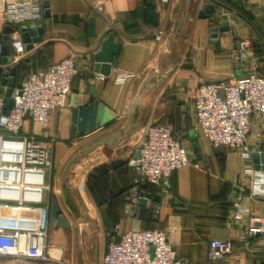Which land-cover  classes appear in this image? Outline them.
Wrapping results in <instances>:
<instances>
[{"label":"crops","instance_id":"0c3cea01","mask_svg":"<svg viewBox=\"0 0 264 264\" xmlns=\"http://www.w3.org/2000/svg\"><path fill=\"white\" fill-rule=\"evenodd\" d=\"M20 1H38L40 18L7 24L0 12V35L7 26L14 30L7 42L0 39L10 58L0 64L6 108L12 102L4 80L11 68L18 84L27 73L71 57L77 75L65 104L49 114L46 125L27 119L22 129L55 138L44 194L47 259L0 257V264H101L105 228L115 226L120 232L165 231L189 264H264V236L249 244L246 238L251 218L264 224V171L253 157L264 154V122L251 118L245 148L215 149L195 130L193 110V94L201 84L229 83L248 74L264 77V0H47L48 15L43 0H0V6ZM31 26L44 29L42 41L30 50L25 44L14 63L12 40H21L22 29ZM221 27L227 30L213 37L212 30ZM109 35L119 51L105 76L94 56ZM241 40L249 42L250 51L247 61L237 64L233 57ZM162 72L168 74L146 95L154 75ZM137 94L143 106L140 127L72 162L88 144L117 136ZM150 125L169 127L199 168L176 171L167 187L135 185L137 150ZM134 193L149 196L145 207L138 206ZM210 240L231 242V254L209 262Z\"/></svg>","mask_w":264,"mask_h":264},{"label":"built area","instance_id":"2783aa9c","mask_svg":"<svg viewBox=\"0 0 264 264\" xmlns=\"http://www.w3.org/2000/svg\"><path fill=\"white\" fill-rule=\"evenodd\" d=\"M40 10L38 1L0 6L7 24L36 21ZM11 46L16 63L25 53V44L17 38ZM249 51V42L241 40L233 61H247ZM76 75L73 59L67 57L44 71L27 73L18 83L19 88L13 89L8 108L5 98L0 97V257L47 259L48 206L44 194L49 190L47 177L52 171L55 138L23 133L22 129L27 119L46 125L49 114L65 104ZM193 110L195 130L213 148H245L251 118L258 116L264 122V77L248 74L229 83L201 84L193 94ZM137 154L135 185L167 187L176 171L190 165L199 168L179 137L165 125L146 128ZM263 236V222L251 218L246 229L247 244ZM208 248L209 262L223 261L232 252L229 241L210 240ZM101 264L189 263L177 254L165 231L120 232L115 226Z\"/></svg>","mask_w":264,"mask_h":264},{"label":"water","instance_id":"95a60500","mask_svg":"<svg viewBox=\"0 0 264 264\" xmlns=\"http://www.w3.org/2000/svg\"><path fill=\"white\" fill-rule=\"evenodd\" d=\"M44 8L46 9L45 14L48 15V2L47 0H43ZM227 30V27H221L220 29H213V37H215L216 32H224ZM13 29L10 27H5L2 34L0 35V39L7 42L9 40V34L13 33ZM44 33L43 28H35L34 26H31L27 29L23 28L21 32V41L26 44V49L30 50L33 47V44L39 43L42 41L41 36ZM119 51V45L114 43V38L112 35H109L102 43H101V50L94 56V60L96 62V68L100 69L101 74L108 75L110 71L109 63L112 61L113 57L118 53ZM10 61V58L7 56L6 53V46H1L0 48V64H7ZM168 74V72H162L158 73L157 75H154L156 78L155 84L152 85V87H147L145 89V94L149 95L155 89L157 86L161 84L165 76ZM14 68H11L9 70V78L7 80H4V84L6 86V96L10 97L12 91L14 88H19V84H15L14 82ZM152 73L147 75L148 79H151ZM142 96L141 94H137L134 96L129 104V108L126 114V124L117 132V136H106L104 138H101L99 140H96L78 152L75 157L73 158L72 162H75L77 157L80 155H86L90 153L95 147L117 142L122 139L124 134L131 133L133 129L140 127L141 123V114L143 113V106H142ZM138 109L139 115L135 118V110ZM192 149L193 152L196 154L197 157H199V149L196 146L195 140L192 139ZM138 154L136 155L137 159ZM254 162H260L263 166L261 168L262 171H264V154H254ZM134 196L138 197V206L139 207H145L146 205V199L149 198V196L141 194V193H134ZM132 211L134 208L131 209ZM91 264H97L96 260H92Z\"/></svg>","mask_w":264,"mask_h":264},{"label":"trees","instance_id":"16d2710c","mask_svg":"<svg viewBox=\"0 0 264 264\" xmlns=\"http://www.w3.org/2000/svg\"><path fill=\"white\" fill-rule=\"evenodd\" d=\"M24 78V77H23ZM22 78V79H23ZM21 79V80H22ZM20 80V81H21ZM91 178H92V175L90 176V178H89V188H90V182H91ZM105 235L108 237V238H111L112 239V237L114 236V228H105ZM110 241H108V243H109Z\"/></svg>","mask_w":264,"mask_h":264},{"label":"rangeland","instance_id":"374dc122","mask_svg":"<svg viewBox=\"0 0 264 264\" xmlns=\"http://www.w3.org/2000/svg\"><path fill=\"white\" fill-rule=\"evenodd\" d=\"M112 239L111 238H108L106 235H105V238H104V245H105V249H106V246L108 244V241H111Z\"/></svg>","mask_w":264,"mask_h":264}]
</instances>
